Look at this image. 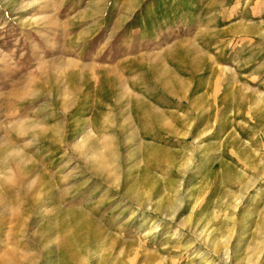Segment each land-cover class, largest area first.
Returning <instances> with one entry per match:
<instances>
[{"label": "rangeland", "instance_id": "1", "mask_svg": "<svg viewBox=\"0 0 264 264\" xmlns=\"http://www.w3.org/2000/svg\"><path fill=\"white\" fill-rule=\"evenodd\" d=\"M0 179L11 264H264V0H0Z\"/></svg>", "mask_w": 264, "mask_h": 264}, {"label": "bare ground", "instance_id": "2", "mask_svg": "<svg viewBox=\"0 0 264 264\" xmlns=\"http://www.w3.org/2000/svg\"><path fill=\"white\" fill-rule=\"evenodd\" d=\"M191 50V49H190ZM200 51V50H199ZM164 73V72H163ZM162 82V81H161ZM171 82V81H170ZM169 88V87H167ZM169 91V90H168ZM174 91V90H173ZM172 92V91H171ZM170 92V93H171ZM177 92V91H176ZM175 92H173L174 94ZM131 97V96H130ZM157 111V110H156ZM152 112H154V110H152ZM148 116V115H147ZM157 121V119H155ZM161 123V122H160ZM9 147V146H8ZM17 146H15V148H13L11 146V149L9 147V149L11 150V155L12 158L8 164V166H6V171L4 172V176L5 179H8L9 177H15V179L18 181L17 184L15 185H19L18 183H20L23 179H25V177H27L28 172L31 168V166H33L32 163V159H30V156L27 155L26 153H24L21 149L16 148ZM7 152V151H6ZM9 154V153H8ZM11 157V156H10ZM35 163V162H34ZM12 169L11 172L7 171V169ZM33 168V167H32ZM5 169V168H4ZM38 169V168H37ZM36 177L38 178V176L36 175ZM28 178V177H27ZM34 178V179H37ZM44 178V177H43ZM42 178V179H43ZM1 180V179H0ZM39 180V179H37ZM3 184L2 181H0V194L1 192L3 193ZM7 189V188H6ZM3 195V196H1ZM0 195V209L4 206H6L7 204L5 203V197H4V193ZM3 212V211H0ZM1 217V215H0ZM16 240V239H15ZM14 244V243H13ZM29 259L27 260H31V257H28ZM0 264H11L10 262L7 261V259L5 258V256L0 257ZM18 264H23V262H18Z\"/></svg>", "mask_w": 264, "mask_h": 264}]
</instances>
